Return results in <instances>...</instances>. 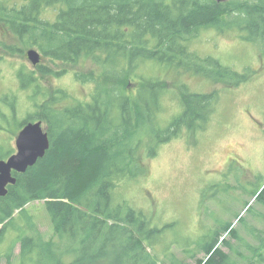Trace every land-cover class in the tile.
<instances>
[{"label": "trees", "instance_id": "1", "mask_svg": "<svg viewBox=\"0 0 264 264\" xmlns=\"http://www.w3.org/2000/svg\"><path fill=\"white\" fill-rule=\"evenodd\" d=\"M3 3L0 0V24L5 37L12 33L19 48L0 42V61L37 48L54 65L74 67L91 60L98 68L97 73L92 69L89 75H74L83 84H93L88 100L62 108L65 93L48 100L43 91L37 113L26 117L24 123H46L50 147L24 174L14 173L16 183L0 197V245L7 231L19 233L6 255L7 264H13L17 245L18 264H159L150 239L161 230L149 215L116 201V191L126 181L147 177L161 146L205 131L219 92L193 93L185 83L170 86L157 70L142 78L140 69L153 62L166 65L174 77L195 72L226 88L246 84L251 72L238 74L219 61L201 58L190 44L204 31L236 29L245 33L246 41L259 43L264 55V0H22L16 7ZM48 8L56 13L44 21L41 15ZM38 71L41 77L69 73L65 67L52 73L38 66ZM23 72L22 87L37 89L33 73ZM176 93L181 111L170 115L166 125L161 121L163 99ZM258 191L255 203L264 207L263 182ZM35 201L44 202L56 241L45 240L35 229L25 209ZM220 226L197 243L207 256L198 264H232L216 246L223 231L238 236L229 224ZM254 233L260 243L246 245L247 250L252 260L264 264V231ZM221 243L228 245L224 239Z\"/></svg>", "mask_w": 264, "mask_h": 264}, {"label": "rangeland", "instance_id": "2", "mask_svg": "<svg viewBox=\"0 0 264 264\" xmlns=\"http://www.w3.org/2000/svg\"><path fill=\"white\" fill-rule=\"evenodd\" d=\"M1 1L10 6L22 2ZM55 13L54 9H45L41 19L52 20ZM3 29L5 26L0 24V42L11 49L19 48L13 34L5 37ZM245 36L236 29L222 33L208 30L201 32L190 44L201 58L219 61L223 67L238 74L252 73L246 84L234 88H226L222 83L213 84L195 72H182L174 77L166 65L153 62L145 63L140 69L142 78H149L157 70L158 77L170 86L185 83L195 91L193 93L219 92L215 112L205 131L185 135L161 146L158 155L149 163L148 176L126 181L116 191V201L126 202L145 216L149 215L152 224L161 230L153 241L150 239L159 264L205 261L207 256L198 250L197 243L207 232L220 228V224H229L238 236L236 239L223 231L216 246L230 256L232 264H262L255 262L257 258L251 259L246 245H259L254 231H264V207L255 203V195L264 183V55L261 45L246 41ZM1 51L0 46V55L4 56ZM27 51L0 61V158L6 157L1 160L16 152L17 134L26 117L37 113L43 91L48 93V100L60 99V92L65 93L60 103L64 108L88 100L94 89L93 84H83L74 76L76 73L89 75L92 69L97 73L93 61H82L74 67L54 65L38 51L41 55L38 66L48 67L52 73H58L63 67L69 72L59 78L55 74L41 77L38 66L27 60ZM23 70L26 74L33 73L38 80L37 89L22 87L21 78H24L19 72L24 73ZM163 105L165 113L161 121L167 125L169 116L181 111L179 94L164 97ZM42 127L47 130L44 121ZM25 209L42 237L56 241L44 202H31ZM240 218L242 222H238ZM17 237L18 232L7 231L0 245V264H7L6 255ZM223 239L228 245L221 243ZM18 254L17 245L13 264H18Z\"/></svg>", "mask_w": 264, "mask_h": 264}, {"label": "water", "instance_id": "3", "mask_svg": "<svg viewBox=\"0 0 264 264\" xmlns=\"http://www.w3.org/2000/svg\"><path fill=\"white\" fill-rule=\"evenodd\" d=\"M26 57L31 65L40 64L41 55L35 49H29ZM49 147L48 134L44 131L41 121L30 122L22 128L15 140L16 152L6 160L0 159V197L7 194L9 185L16 183L14 173L24 174L45 155Z\"/></svg>", "mask_w": 264, "mask_h": 264}, {"label": "flooded vegetation", "instance_id": "4", "mask_svg": "<svg viewBox=\"0 0 264 264\" xmlns=\"http://www.w3.org/2000/svg\"><path fill=\"white\" fill-rule=\"evenodd\" d=\"M13 1V3H17L18 1H16V0H12ZM9 4V3H8ZM4 5V4H3ZM10 5V4H9ZM14 7H16V6H14ZM6 33V31L3 29V33ZM29 50V49H28ZM35 122H37V121H35ZM35 122H32V123H35ZM42 122V121H41ZM28 123H30V122H26V123H23V125L21 126V129L19 130V132L22 130V128L25 126V125H27ZM20 128V127H19ZM19 132H18V134H19ZM17 134V135H18ZM16 140V139H15Z\"/></svg>", "mask_w": 264, "mask_h": 264}]
</instances>
